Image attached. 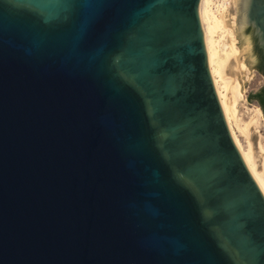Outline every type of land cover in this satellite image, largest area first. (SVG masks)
Instances as JSON below:
<instances>
[{"label":"water","instance_id":"95a60500","mask_svg":"<svg viewBox=\"0 0 264 264\" xmlns=\"http://www.w3.org/2000/svg\"><path fill=\"white\" fill-rule=\"evenodd\" d=\"M237 64L264 0H234ZM200 0H0V264H264Z\"/></svg>","mask_w":264,"mask_h":264},{"label":"bare ground","instance_id":"6f19581e","mask_svg":"<svg viewBox=\"0 0 264 264\" xmlns=\"http://www.w3.org/2000/svg\"><path fill=\"white\" fill-rule=\"evenodd\" d=\"M232 13H235L234 0L224 2L220 10L211 7V0H200L199 19L204 35V45L208 59V67L216 90L230 136L242 157L253 180L264 196V172L257 170L258 163L264 158L262 150L247 155L236 139L233 129L249 138L254 120L241 129L236 118V103L245 90V84L250 77L246 76L247 68L243 62L237 64L239 51L236 48L237 37L235 23H232ZM216 37V40H215ZM239 49V48H238ZM246 76V78H245ZM245 78V80L243 79Z\"/></svg>","mask_w":264,"mask_h":264},{"label":"rangeland","instance_id":"374dc122","mask_svg":"<svg viewBox=\"0 0 264 264\" xmlns=\"http://www.w3.org/2000/svg\"><path fill=\"white\" fill-rule=\"evenodd\" d=\"M233 22L236 27V13H232ZM216 40V37H215ZM239 42L237 40L236 48L238 49ZM245 65V64H244ZM247 68V66L245 65ZM246 76L250 77L247 84H245V90L239 97L236 103V118L241 129H245L250 121L254 120L253 128L250 130L249 138L239 132V130L233 129L238 144L242 150L251 155L252 152L262 150L264 158V115L260 108L248 99V96L254 94L264 85V78L261 77L254 69L247 68ZM245 76V78H246ZM245 78H243L245 80ZM259 172H264V160L260 161L257 166Z\"/></svg>","mask_w":264,"mask_h":264},{"label":"flooded vegetation","instance_id":"af4514ba","mask_svg":"<svg viewBox=\"0 0 264 264\" xmlns=\"http://www.w3.org/2000/svg\"><path fill=\"white\" fill-rule=\"evenodd\" d=\"M241 34L246 35L250 40L251 55L253 58L251 66L264 78V48L261 46L259 38L256 35V29L253 26L245 25L241 29L239 36H241ZM252 95H254L252 101L260 108L262 113H264V85Z\"/></svg>","mask_w":264,"mask_h":264},{"label":"built area","instance_id":"2783aa9c","mask_svg":"<svg viewBox=\"0 0 264 264\" xmlns=\"http://www.w3.org/2000/svg\"><path fill=\"white\" fill-rule=\"evenodd\" d=\"M230 0H211V7L218 11L220 10V6L224 3V2H229Z\"/></svg>","mask_w":264,"mask_h":264},{"label":"trees","instance_id":"16d2710c","mask_svg":"<svg viewBox=\"0 0 264 264\" xmlns=\"http://www.w3.org/2000/svg\"><path fill=\"white\" fill-rule=\"evenodd\" d=\"M253 98H254V95H250V96H248V99H249L250 101H252ZM263 114H264V113H263Z\"/></svg>","mask_w":264,"mask_h":264}]
</instances>
